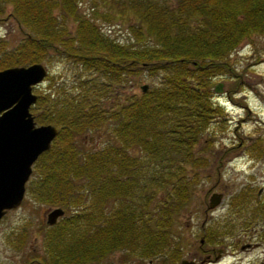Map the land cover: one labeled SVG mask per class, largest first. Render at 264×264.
<instances>
[{"label":"trees","instance_id":"trees-1","mask_svg":"<svg viewBox=\"0 0 264 264\" xmlns=\"http://www.w3.org/2000/svg\"><path fill=\"white\" fill-rule=\"evenodd\" d=\"M80 1L0 0V15L10 6L24 35L12 49L0 42V69L51 56L78 68L75 84L38 92L29 107L35 124H51L57 133L32 164L24 195L68 214L45 231L43 252L26 263L91 264L114 251L168 261V227L197 182L185 165L206 163L193 146L222 110L212 100L211 79L234 74L228 55L243 39L264 36V0H100L109 10L131 12V42L110 38L79 15ZM261 48L264 54V42ZM142 70L158 81L125 101L104 100ZM107 124L99 147L74 142V135ZM244 198L233 195L231 215H239L232 208ZM263 207H252V218ZM212 236L205 231L204 241L213 243ZM23 239L21 233L12 246Z\"/></svg>","mask_w":264,"mask_h":264},{"label":"rangeland","instance_id":"rangeland-1","mask_svg":"<svg viewBox=\"0 0 264 264\" xmlns=\"http://www.w3.org/2000/svg\"><path fill=\"white\" fill-rule=\"evenodd\" d=\"M94 10L103 16H94ZM108 10L107 3L100 0H81L77 5L78 14L92 19L110 38L120 42L128 38L129 42L133 41L128 31L129 25L135 20L131 12H120V9L113 8ZM9 11L10 6H6L0 15V42H5L7 49H12L24 35L17 22L9 16ZM106 14L109 15V20L105 19ZM68 25L72 30L74 22L70 20ZM263 42L262 35L243 39L228 55L227 61L234 74L223 73L211 79L212 100L222 110L220 114H214L213 120L193 146V154L203 158L206 163L200 167H192L188 163L185 165L186 175L196 176L197 182L190 189L188 201L175 213L171 226L168 227L172 236H169L171 240L165 248L167 253L172 252V245L175 244L182 249L183 256L191 250L196 251L205 228V231L214 234L215 241H204L202 248L210 249L213 246L217 249L224 245L225 250L212 264H264V239L259 238L264 230V214L252 218L250 213L253 206H264V62H255L264 60V54L261 53ZM50 53L55 54L52 51ZM42 64L46 68V75L42 81L32 86L34 94H45L55 87H70L75 84L73 81L78 68L73 63L51 56L48 62L43 61ZM157 81L158 78L150 77L143 70L127 75L121 84L113 87L117 94L110 91L106 93L104 100L125 101L130 95L138 94L141 85H146L147 89ZM217 82H221V92L213 90ZM232 85L235 87L228 93ZM108 126L101 125L94 130L76 134L73 140L87 148L99 147L108 138ZM32 174L34 177L31 167L29 178ZM238 192L245 194L246 202L243 201L244 208L239 215H231L229 204L231 205L233 195ZM212 193L220 194V202L205 212L207 198ZM114 202L107 201V207L114 206ZM47 210L48 206L24 195L17 207L5 212L0 219V264H27V257L35 259V255L43 252L42 239L45 231L53 225L44 222ZM67 214L64 210L63 216ZM229 214L227 219L230 220H227L226 216ZM245 219L250 220L247 226L242 222ZM20 232L24 233L23 242L19 248H14L12 244L20 236ZM242 243H251L252 246L241 250L239 245ZM130 256L132 255L114 251L91 264H146L149 260L142 258L140 263L137 258L129 259ZM153 262L157 264L156 260Z\"/></svg>","mask_w":264,"mask_h":264},{"label":"water","instance_id":"water-1","mask_svg":"<svg viewBox=\"0 0 264 264\" xmlns=\"http://www.w3.org/2000/svg\"><path fill=\"white\" fill-rule=\"evenodd\" d=\"M46 68L42 63L17 65L0 69V218L17 207L25 192V183L37 157L50 146L57 133L51 124H35L29 107L35 102L32 86L42 81ZM144 91L146 85H141ZM213 90L221 92V82ZM220 194L209 197L212 208ZM61 207L44 214V222L52 225L63 215ZM248 246L242 245L240 248Z\"/></svg>","mask_w":264,"mask_h":264},{"label":"flooded vegetation","instance_id":"flooded-vegetation-1","mask_svg":"<svg viewBox=\"0 0 264 264\" xmlns=\"http://www.w3.org/2000/svg\"><path fill=\"white\" fill-rule=\"evenodd\" d=\"M255 62L256 63H260V62H264V60L261 59V60L255 61ZM228 101H230V100H228ZM262 101L264 103V96H262ZM209 197L207 198L206 208H204L205 212H207L208 209H212V208L215 207V206H213L212 208L209 207V203H211V201H212V200L209 199ZM256 197L258 198L259 196L256 195ZM220 199H221V196L219 197L218 203L220 202ZM239 204L240 203L238 201L235 202L234 206H233V209L242 210L244 208V205L242 203V206H240L241 208H238ZM229 207H230V204H229ZM171 234L172 233L169 232V236H172ZM202 234H203L202 235L203 238H201L199 240L198 249L196 251L195 250H193V251L191 250L189 253L186 254V256H183L181 254V250L182 249L179 246H176V244L172 245V241H171L170 244L173 246V249H172V255L170 256L171 257L170 260H168V261L167 260H162L165 256H163V257L157 256L154 260L157 261V264H212L213 262H215L217 260V258L222 253H225V250L223 249L224 245H221L222 247L217 248V249H214L213 246H211L210 249L209 248L204 249V248H202L201 245L204 242L205 228L203 229V233ZM212 237H214V234H213ZM246 244H248V246H246V247H244L242 249L240 248L242 245H246ZM251 246H252L251 243H242V244L239 245V249H241V250L248 249ZM214 253H215V255H214ZM212 255H214V256H212ZM131 258H133V259L137 258V260H140V263L143 261L142 257H140V256H133L132 255V256H130L129 259H131ZM146 264H154V262H153V260L152 261L148 260V262H146Z\"/></svg>","mask_w":264,"mask_h":264}]
</instances>
